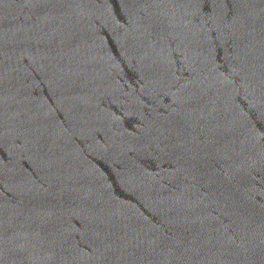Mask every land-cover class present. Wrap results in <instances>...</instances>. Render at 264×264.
Segmentation results:
<instances>
[{
  "label": "water",
  "instance_id": "95a60500",
  "mask_svg": "<svg viewBox=\"0 0 264 264\" xmlns=\"http://www.w3.org/2000/svg\"><path fill=\"white\" fill-rule=\"evenodd\" d=\"M220 7L0 0V264H264V0Z\"/></svg>",
  "mask_w": 264,
  "mask_h": 264
},
{
  "label": "snow or ice",
  "instance_id": "6c2138e0",
  "mask_svg": "<svg viewBox=\"0 0 264 264\" xmlns=\"http://www.w3.org/2000/svg\"><path fill=\"white\" fill-rule=\"evenodd\" d=\"M197 2L201 3L204 6L203 11V18H204V23L201 25V31L202 35L204 36L203 43L206 47H211L212 45L216 44L217 41L221 38L218 29L213 26V22L215 19L222 17L224 21H229L232 18H236V13L234 10L231 9H225V7H220L221 5L227 6L229 4V0H197ZM235 22L241 27V29H245L247 27V21L246 20H241L240 18H236ZM187 75V73H185ZM180 85V81L177 80L172 87L176 88ZM189 106H191V102L189 103ZM261 133H264V128L260 129ZM199 139V137L197 138ZM264 172V169L261 170ZM261 189L264 190V185H260ZM259 199V197H257ZM261 203H264V201H261ZM215 211V210H213ZM226 220L227 217L224 216L223 214L214 217L213 222L209 225H207V229L210 230L209 234L210 235H215L221 228H226ZM229 231L231 230L230 228L228 229ZM105 242H101V248L103 247V244ZM192 245L195 246L199 243V240H193ZM114 252L112 253L113 255L115 252H119L121 250L123 251H128V248L123 246V242L119 241L114 244ZM88 252H91L92 249L89 248L87 249ZM180 251V248H177V252ZM3 256V235L0 233V259H2ZM102 264H108V260L106 257L103 256L102 253Z\"/></svg>",
  "mask_w": 264,
  "mask_h": 264
}]
</instances>
